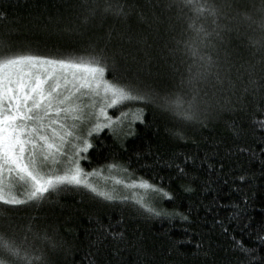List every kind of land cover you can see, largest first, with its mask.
<instances>
[{
  "label": "trees",
  "instance_id": "16d2710c",
  "mask_svg": "<svg viewBox=\"0 0 264 264\" xmlns=\"http://www.w3.org/2000/svg\"><path fill=\"white\" fill-rule=\"evenodd\" d=\"M228 2L233 5L225 9L230 15L247 11L260 20L253 8L260 7V0ZM170 3L0 0V39L11 43L13 52L101 57L106 79L133 82L165 96L178 91L192 62L177 43L192 35V13ZM108 4L122 6L127 15L104 13ZM87 8H95V15L88 16ZM201 22L211 26L210 21ZM242 32L241 39L235 32L227 34L224 44L208 51L221 62L227 56L244 65L252 79L264 84V50L249 42L264 34L257 25ZM261 94L264 90L245 95L238 84L234 93L220 96L214 110L197 112L190 121L154 104L131 102L124 111L143 108V123L133 124V134L113 135L105 129L88 138L93 147L82 154L87 158L81 167L96 173L117 165L136 180L162 188L172 199L159 195L147 201L162 215L145 211L131 198L106 201L82 187L67 186L35 206L8 211L0 218V231L11 225L18 241L27 234L29 252L42 256L43 264H264ZM119 111L108 109V114L115 118ZM29 224L32 232H27ZM109 233H123L124 239ZM234 242H242L250 254L236 249Z\"/></svg>",
  "mask_w": 264,
  "mask_h": 264
},
{
  "label": "snow or ice",
  "instance_id": "6c2138e0",
  "mask_svg": "<svg viewBox=\"0 0 264 264\" xmlns=\"http://www.w3.org/2000/svg\"><path fill=\"white\" fill-rule=\"evenodd\" d=\"M173 4L192 13L188 22L192 35L177 42L192 62L187 65V78L182 76L177 85L178 91L165 96L133 82L106 79L108 69L101 57L52 58L13 52L12 44L0 39V218L10 210L35 206L67 186L82 187L106 201L116 200L117 190H100L89 179L95 173L86 172L80 161L87 158L82 154L93 147L88 138L94 133L108 129L113 135L121 132L131 135L133 124L143 123V108L123 110L131 102L154 104L162 111L190 121L197 112L214 110L220 96L234 93L238 84L245 95L264 90V84L252 79L250 69L242 64L237 66L227 56L221 62L208 51L216 49L217 43L224 44L227 34L235 32L236 39H241L243 27L251 29L257 25L264 34V0H260L259 8L253 5L254 12L261 17L258 22L247 11L234 10L235 14L230 15L225 11L233 9L228 0L223 6L211 0H172L168 6ZM103 11L115 16L127 15L119 5L108 4ZM87 12L93 16L96 9L87 8ZM201 21H210L211 26L206 27ZM249 42L264 50V35ZM260 99L264 100V94ZM107 109L120 111L114 118ZM259 123L264 128V121ZM127 186L172 199L162 188L143 180ZM135 203L153 215H162L147 206L145 198ZM175 215L188 220L181 213ZM32 229L33 225L29 224L27 232ZM109 234L114 239H124L123 233ZM27 242V234L17 240L16 229L11 225L0 231V264H43L42 256L29 252ZM234 243L236 249L250 254L251 250L242 242Z\"/></svg>",
  "mask_w": 264,
  "mask_h": 264
},
{
  "label": "rangeland",
  "instance_id": "374dc122",
  "mask_svg": "<svg viewBox=\"0 0 264 264\" xmlns=\"http://www.w3.org/2000/svg\"><path fill=\"white\" fill-rule=\"evenodd\" d=\"M87 126L88 125L85 124V127ZM89 179L100 190L111 191L113 188H115L117 190L115 193L116 196H120L122 198L127 197L133 200L145 198L147 201H156L159 198V195L152 194L145 189L139 187H128L127 185L132 183L133 181H135L137 184H139L140 181L130 176L127 171H125V169H122L117 165L115 168L109 167L104 171L96 172L95 175L90 176ZM117 181H121V184H117Z\"/></svg>",
  "mask_w": 264,
  "mask_h": 264
}]
</instances>
